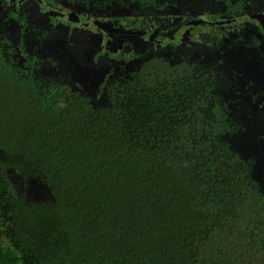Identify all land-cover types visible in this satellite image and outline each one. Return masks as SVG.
<instances>
[{"label": "trees", "instance_id": "obj_1", "mask_svg": "<svg viewBox=\"0 0 264 264\" xmlns=\"http://www.w3.org/2000/svg\"><path fill=\"white\" fill-rule=\"evenodd\" d=\"M43 1L74 13L165 7ZM214 1L224 19L244 15L246 0ZM8 19L17 35L0 33V264H264V193L225 142L238 105L237 88L217 87L223 59L157 51L129 67L119 57L122 75L104 71L88 89L44 73L55 58L42 51L45 23L17 8Z\"/></svg>", "mask_w": 264, "mask_h": 264}, {"label": "rangeland", "instance_id": "obj_2", "mask_svg": "<svg viewBox=\"0 0 264 264\" xmlns=\"http://www.w3.org/2000/svg\"><path fill=\"white\" fill-rule=\"evenodd\" d=\"M30 1H32L31 5L23 3L21 8L33 9L29 14L31 19L36 12L39 17H42L39 10L37 11L36 3L33 0ZM159 5L162 7L165 5V7L160 11L112 8L100 13L98 17L117 22L116 28H132L137 34L144 33L156 40H167L180 32L178 28L185 20L196 16L204 21L216 17L221 19L224 11V6L214 0H159ZM9 7V0H0V33H5L7 36L9 34L8 39L14 43L16 42L15 26L12 22L4 21ZM58 10L71 13V10L62 4L58 5ZM262 12H264V0L246 1L244 14L255 15ZM76 14L80 15V13ZM44 18L49 20V17ZM77 26L61 19L55 20L52 24L48 43L42 51L45 57L55 58L52 62L48 60L45 63L44 73L49 76L73 78L88 89L95 87L104 71H111L116 76L122 75L117 69L118 59L108 55L105 49L103 36L93 29L85 27L82 29ZM256 28V22L253 20L220 26L196 23L188 28V36L184 32L183 36L175 40L172 47L166 44L156 47L153 43L142 41L141 38L131 35H123L124 43L119 46L123 50L124 57L131 56L128 62L129 67L137 66L142 57L157 51L172 50L176 54L207 59L210 64H216L217 58L223 59L229 68L225 69L221 65L216 68L218 90L237 88L230 93V97H233L235 104L238 105L237 111L234 110L235 122L239 120L241 123H248L247 117L256 115L254 102L264 94V59H261L260 50L249 48L252 37L261 36L260 28H257L260 33L255 31ZM58 48L65 51V57L58 58L54 55V52H60ZM240 68H242L241 71ZM236 91L240 92L236 95L237 97L233 94ZM7 171L15 192L19 193L22 187L20 176L11 169ZM261 189L264 193V187Z\"/></svg>", "mask_w": 264, "mask_h": 264}, {"label": "flooded vegetation", "instance_id": "obj_3", "mask_svg": "<svg viewBox=\"0 0 264 264\" xmlns=\"http://www.w3.org/2000/svg\"><path fill=\"white\" fill-rule=\"evenodd\" d=\"M10 1V7H9V9L7 10V12H6V15H5V19H4V21L6 22V21H9V22H11V20H9L8 19V15H9V12H11V11H14L16 8L17 9H19V10H21V11H23V12H25V13H27L28 15L30 14V13H32V11H33V9H31V7H29V9H24L23 10V8H21V5L23 4V3H28L29 5H31L32 4V1H30V0H16V1H14V0H9ZM35 3H36V5L38 6L37 7V11L39 10V13H41V15H42V17L40 16H38L37 15V12L35 13V15L34 16H31L32 17V20H34L35 22H43V23H45L46 24V26H48L49 28H48V35H49V30H52V24H54V22H55V20H59V19H61V20H64V21H66V22H68L69 24H72V25H78L77 27L78 28H82V27H85V28H87V29H93V30H95L96 31V33L98 32V33H100L102 36H103V40H104V45H105V49L108 51V55H110V56H114L115 58H117L118 59V61H119V66H118V68L122 65V60L119 58V57H124V55H123V50H122V48H120V46H119V44H123L124 42L122 41L123 40V35L125 36V35H131V36H137V37H139V38H141V40L142 41H148V42H150V43H153L156 47H158V46H160V45H162V44H166V45H170V42L172 41H175V40H177V38L179 37V36H183V33L184 32H186L187 33V35L186 36H188V28L192 25V24H196V23H201V24H208V23H203V22H196V23H190L192 20H203L204 21V19H202L201 17H199V16H196V17H192V18H190L189 20L187 19V20H185L181 25H180V27L178 28V30H180V32L178 33L179 34V36H177L178 34H176L174 37H171L170 39H167V40H163V39H159V40H156L155 38H153V37H151L150 35H148V34H137V32L135 31V30H132V28H130V29H123V28H121V29H119V28H116L115 27V25L117 24V22H115V21H110V19H106V18H103V17H98V15L100 14V13H103V12H107V11H103V12H95V13H84V12H82V13H80V15H77L76 13H74L75 11L74 10H71V13H69V12H67V11H60V10H58V5L59 4H61V3H59V4H56V5H54V6H51V5H47V4H45L44 3V1L43 0H41L47 7H49L51 10H53V11H57V12H60V13H62V14H65V15H68V16H71V17H73L74 19H77V20H87V22H90L91 24H93V25H96V26H100V27H103L104 28V30H102V29H99V28H96V27H92V26H87V25H85V24H82V23H77V22H72V21H69V20H66V19H64V18H61V17H54V16H52L48 11H44L42 8H41V6L39 5V3L37 2V0H33ZM247 1V0H246ZM34 4V3H33ZM63 5V4H62ZM65 6V5H64ZM68 8V7H67ZM69 9V8H68ZM92 14V15H91ZM91 15V16H90ZM245 15H247V14H244L243 16H245ZM255 15H257V16H260V20H258V19H250V20H243V21H251V20H253V21H255L256 22V26H257V28H260V30H261V36L259 37V42H258V46L257 47H254V48H252L253 50H260V52H261V59L263 58L264 59V31H263V28H262V26H261V22L264 24V12H262V13H260V14H255ZM262 15V16H261ZM49 17L48 19L49 20H45V18L44 17ZM242 16V17H243ZM241 18V17H240ZM220 20H229V19H224V18H221V19H218L217 21H220ZM206 22H215V21H211L210 19L209 20H206ZM240 22H242V21H240ZM234 23H238V22H234ZM232 24V23H231ZM226 25V24H225ZM15 26V25H14ZM187 28V29H186ZM257 28L255 29V31L257 30ZM83 29V28H82ZM85 30V29H84ZM90 32V31H89ZM257 32H259L258 30H257ZM260 33V32H259ZM14 34H16L17 35V29H16V27H15V32H14ZM174 38V39H173ZM166 42V43H165ZM170 47V46H169ZM250 48V47H249ZM61 49V48H60ZM59 48H58V50L60 51V52H58V53H60V57H65V51L62 49V51L60 50ZM68 54V53H67ZM60 57H58V58H60ZM125 58H129V61H130V59H131V56H126ZM145 57H142V60L144 59ZM65 60V59H64ZM141 60V61H142ZM65 61H68L67 59L65 60ZM128 61V62H129ZM128 66H129V64H128ZM138 66V65H137ZM117 68V69H118ZM119 70V69H118ZM107 72V71H106ZM111 72V71H110Z\"/></svg>", "mask_w": 264, "mask_h": 264}, {"label": "snow or ice", "instance_id": "obj_4", "mask_svg": "<svg viewBox=\"0 0 264 264\" xmlns=\"http://www.w3.org/2000/svg\"><path fill=\"white\" fill-rule=\"evenodd\" d=\"M97 91L100 90L97 89ZM2 97L3 82L0 80V101H2ZM94 98L96 97L94 96ZM254 103L256 115H249L248 123L236 120L234 125L229 124V129L232 131L225 142L231 146L232 152H235L249 167L254 169L253 178L261 187H264V94ZM6 163L7 159L4 153L0 152V168ZM34 191L42 198L47 196V190L42 189L39 185L34 188Z\"/></svg>", "mask_w": 264, "mask_h": 264}, {"label": "water", "instance_id": "obj_5", "mask_svg": "<svg viewBox=\"0 0 264 264\" xmlns=\"http://www.w3.org/2000/svg\"><path fill=\"white\" fill-rule=\"evenodd\" d=\"M37 2L39 3V5L41 6V8L44 11H48L54 17H61V18H64V19L72 21V22L82 23V24H85V25H87L89 27L92 26V27H96V28L104 30L103 27L93 25L90 22H87V20H77V19H74L71 16L62 14V13L57 12V11H53L49 7H47L41 0H37ZM250 19H258V20H260V16H257V15H245V16H243L241 18H238V19L220 20V21H215V22H206V21H203V20H192L190 23H196V22L200 21V22H203V23H208L210 25L220 26V25L231 24V23H234V22H240V21H243V20H250ZM261 26H262L263 31H264V24L262 22H261ZM177 36H179V34Z\"/></svg>", "mask_w": 264, "mask_h": 264}]
</instances>
